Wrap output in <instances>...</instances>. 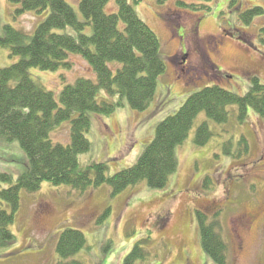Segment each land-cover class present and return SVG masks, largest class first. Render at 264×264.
I'll use <instances>...</instances> for the list:
<instances>
[{
    "label": "rangeland",
    "instance_id": "rangeland-1",
    "mask_svg": "<svg viewBox=\"0 0 264 264\" xmlns=\"http://www.w3.org/2000/svg\"><path fill=\"white\" fill-rule=\"evenodd\" d=\"M129 2L157 34L166 72L147 110L135 111L126 102L110 116L94 117L87 136L92 150L80 160L82 164L106 163L109 176L135 165L153 141L158 124L176 113L189 96L214 85L245 95L252 77L264 83V13L249 14L248 24L242 20L247 11L264 10V0H189L198 6L191 9L177 6L178 0L165 5L157 0ZM19 7L17 1L0 0V37L8 24L33 35L48 16V12L17 16ZM117 10V0H111L107 12ZM67 33L74 31L68 28ZM183 53H188L185 64ZM17 61L0 48V69ZM71 61L72 70L32 69L30 74L57 96L79 78L96 81L94 70L81 56H72ZM229 110L226 125H217L205 113L197 117L188 139L177 150V172L164 189H150L143 181L112 195L107 185L79 193L44 182L37 192L22 191L11 227L16 240L0 247V264H57L58 238L68 228L81 231L87 240L86 250L76 257L84 264H125L134 245L146 238L147 257L136 264H213L201 244L197 210L211 219L217 216L229 245L230 264H264V162L258 163L264 155V122L252 109L242 123L236 108ZM204 122L214 136L198 146L194 140ZM69 134L70 125L63 124L51 138L68 144ZM241 136L249 142V155H226L224 143L232 140L237 154ZM27 162L17 142L0 144V173H10L17 180ZM8 187L2 183L0 191ZM246 214L255 216L256 223L251 230L239 228L237 232L236 222Z\"/></svg>",
    "mask_w": 264,
    "mask_h": 264
},
{
    "label": "trees",
    "instance_id": "trees-1",
    "mask_svg": "<svg viewBox=\"0 0 264 264\" xmlns=\"http://www.w3.org/2000/svg\"><path fill=\"white\" fill-rule=\"evenodd\" d=\"M13 1L20 3L17 16L28 12L38 15L48 12V16L33 35L8 24L0 37V48L7 49L10 57L18 58L16 63L0 69V144L17 142L28 161L17 180L10 173H0V187L2 183L9 186L0 191L1 248L15 243L11 227L20 209L22 191L37 192L47 182L79 193L107 185L111 194L117 195L143 181L150 189L161 190L177 172V150L188 139L201 113L217 125H226L230 123L229 109L236 108L241 123L252 109L264 122V83L258 77H252L245 95L219 85L209 86L189 96L176 113L158 124L153 141L131 168L109 176L104 162L82 164L80 157L92 150L87 136L94 117L110 116L126 102L131 109L143 112L154 101L158 81L166 72L160 40L139 18L129 0H117V12H107L111 0ZM157 1L165 5L169 0ZM177 6L198 8L189 0H178ZM263 13L261 8L247 11L242 20L248 24L249 14L261 16ZM68 28L74 34H68ZM88 29H91L90 35L86 34ZM72 56H81L89 64L96 81L79 78L74 84H66L57 96L30 74L32 69L72 70ZM63 124L70 125L68 144L55 143L51 138ZM210 129L208 122L200 125L194 140L196 145L209 142L214 136ZM239 140L237 154L232 140L224 143V153L247 157L249 142L245 136ZM196 220L208 258L213 264H230L229 245L221 235L217 216L211 219L208 213L197 210ZM148 241L146 238L137 242L125 258V264L146 259L143 246ZM86 248L87 240L81 231L64 230L56 246L57 264H84L76 257Z\"/></svg>",
    "mask_w": 264,
    "mask_h": 264
},
{
    "label": "flooded vegetation",
    "instance_id": "flooded-vegetation-1",
    "mask_svg": "<svg viewBox=\"0 0 264 264\" xmlns=\"http://www.w3.org/2000/svg\"><path fill=\"white\" fill-rule=\"evenodd\" d=\"M182 64H185L186 61V56H188V53H183L182 54ZM264 162V155H261V157L258 160V163H263ZM256 223V217L246 214L241 218H238L237 222H236V226H237V232L239 231V228H245L246 230H251L252 227L255 225Z\"/></svg>",
    "mask_w": 264,
    "mask_h": 264
}]
</instances>
